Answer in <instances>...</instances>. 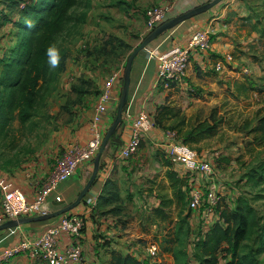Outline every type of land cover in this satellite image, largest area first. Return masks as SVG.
<instances>
[{
  "label": "crops",
  "instance_id": "crops-1",
  "mask_svg": "<svg viewBox=\"0 0 264 264\" xmlns=\"http://www.w3.org/2000/svg\"><path fill=\"white\" fill-rule=\"evenodd\" d=\"M206 1L208 0H114V3H118L122 10L119 18L125 20L128 26L137 27L142 34L143 31L147 32L145 13L149 7L171 5L172 17ZM202 29L211 30L210 47L207 51L192 53L183 82L169 90L156 87V61L152 51L165 50L174 45L185 46L191 33ZM227 55H231L233 61L227 62ZM220 60L224 62V68L217 71L215 64ZM262 60L264 0H223L206 12L178 23L140 50L132 63L126 109L116 133L118 143L108 141L93 184L80 204L69 211L84 217L85 228L78 237L66 233L59 235L58 249L63 251L67 246L78 243L82 249L84 264H109L113 251L136 256L141 264H152L153 259L145 258V247L155 244L160 250V264H175L171 252L161 251L163 247L174 248L178 245L177 242H165L167 237L173 236V226L178 220L180 210L166 173L170 170L176 171L180 177H185L190 185L195 181L194 185L198 183L206 190L215 186L218 194L223 189L220 198L232 195L234 191L226 184H218L214 179L210 182L205 175L189 173L182 165L170 163L166 144L174 138V132L169 129L154 126L142 136L138 150L128 159L119 157V149L128 139L133 121L141 114H147L153 121L155 110L160 105L174 108L181 115L198 107L210 106L216 102L218 95L226 93L228 89L232 91L234 76L243 75V70L247 71L243 76L249 74V78L253 73L258 75L259 80L264 79ZM111 122L110 118L103 121L105 132ZM89 123L76 128L74 134L66 141L86 144L89 141ZM64 144L65 140L61 146ZM45 164L46 161H42L41 165L36 166L37 173H25V176L29 174L31 177L6 175L28 197H32L52 170L51 164ZM92 169L93 160L85 162L71 177L60 182L46 202V214L72 203L90 178ZM201 180L205 181L206 185L201 184ZM120 191L124 192L126 199L128 198L124 205H130L129 213H114L115 205L110 202L108 196L118 192L121 194ZM88 199L95 200L92 207L86 203ZM163 199L169 201V204L161 208L160 214H156L154 209L160 206ZM225 203L230 208L234 207L229 199H226ZM61 216L63 214L1 230L0 250L13 246L23 237H38L48 227L55 225ZM218 218V212L207 217L204 228L201 226V233L206 232ZM189 222L193 224L190 218ZM193 226L196 227L195 224ZM193 232L197 234L199 231ZM193 239L194 235H191L189 240ZM190 256L189 253L187 264H197ZM5 264L46 263L41 259H30L25 254H20Z\"/></svg>",
  "mask_w": 264,
  "mask_h": 264
},
{
  "label": "rangeland",
  "instance_id": "rangeland-1",
  "mask_svg": "<svg viewBox=\"0 0 264 264\" xmlns=\"http://www.w3.org/2000/svg\"><path fill=\"white\" fill-rule=\"evenodd\" d=\"M12 1L15 2L0 0V15L2 18H9L2 19L0 23V54L6 47L16 45L20 41L19 35L13 36L17 28L12 19L16 20L20 16V8L37 0H23L25 3L17 0V5L11 7ZM118 6L114 0H77L70 10L71 18L65 31L55 46V49L60 47L67 52L64 70L57 75L51 86L42 88L32 121L19 128L18 121L14 120L10 129L0 135V171L10 177H31L29 174L25 176V173H37L36 166L41 165L42 161H46L45 166L51 164L52 169L57 158L71 144L66 139L74 134L76 128L91 121L103 82L112 71L124 74L129 55L150 32L146 29L147 32L143 31L141 34L137 27L128 26L125 20L119 18L122 10ZM152 7L171 8V5H153L148 9ZM228 56L231 60L227 59ZM226 59L227 62L233 61L231 55H227ZM261 62L264 63V60ZM243 75L234 76L232 91L228 89L226 93L218 95L216 102L183 115L194 121V117L204 118L213 107L217 108V116L223 120L217 133L199 144L202 149L198 155L211 161L213 181L226 184L234 191L232 195L222 197L229 199L232 204L239 198H245L255 211L253 231H264V149L254 150L252 153L246 150L244 143L248 136L234 127L246 118H251L257 109L264 108V91L239 94L235 84L245 81L249 74ZM257 76L252 73L253 78H249L264 83V79L259 80ZM63 140L66 144L61 146ZM214 151L220 154L214 156ZM243 162L245 164H242ZM250 177L252 180H249ZM201 184L206 185V182L201 180ZM195 186L202 189L205 203L208 190L198 183ZM222 191L223 189L219 191V195ZM120 192L121 194L118 192L108 196L110 202L115 205L114 213H129L130 205H124L128 198L126 199L123 191ZM203 208L204 205L193 211L190 216V221L196 227L204 228L207 217L203 214ZM120 220L123 221L122 218ZM250 245L254 249L262 247L258 241L251 242ZM257 258L264 263V247Z\"/></svg>",
  "mask_w": 264,
  "mask_h": 264
},
{
  "label": "trees",
  "instance_id": "trees-1",
  "mask_svg": "<svg viewBox=\"0 0 264 264\" xmlns=\"http://www.w3.org/2000/svg\"><path fill=\"white\" fill-rule=\"evenodd\" d=\"M15 2L12 1L10 6H16ZM76 2L37 0L20 8L19 19H12L17 28L13 36L19 35L21 38L16 45L2 49L0 54V135L10 129L14 120L18 121L19 128L32 121L42 88L51 86L57 75L64 70L67 52L60 47L55 49V46L65 31L71 18L70 10ZM2 19L9 18L3 16ZM53 60L56 61L55 67L51 64ZM235 86L238 93L244 95L251 91H264V83L249 78ZM193 120H188L176 109L165 105L157 107L153 117L154 126L173 131L177 141L199 154L202 149L199 144L217 133L223 119L217 116V108L213 107L208 116L194 117ZM234 127L248 136L244 143L246 150L252 153L264 149V108L257 109L251 118H246ZM116 133L117 130L110 140L118 143ZM166 176L180 210L173 226V236L167 237L165 242H177L178 245L174 248L163 247L161 251L171 252L175 264H187L189 253L197 264H220L221 261L223 264H264L257 258L264 247V231H253L255 211L245 198H239L234 207L230 208L221 196L215 208L218 220L201 233V226L193 227L189 222L192 213L188 207L190 183L173 170L168 171ZM168 204L169 201L163 199L160 206L154 209L155 213L160 214L161 208ZM196 230L199 232L194 234ZM191 235H194L192 241L189 240ZM257 241L262 247L254 249L250 243ZM145 258L149 259L147 254ZM109 264H141V261L136 256L113 251Z\"/></svg>",
  "mask_w": 264,
  "mask_h": 264
},
{
  "label": "built area",
  "instance_id": "built-area-1",
  "mask_svg": "<svg viewBox=\"0 0 264 264\" xmlns=\"http://www.w3.org/2000/svg\"><path fill=\"white\" fill-rule=\"evenodd\" d=\"M171 8L152 7L146 11L145 25L147 31L169 19ZM2 16L0 15V23ZM211 30L202 29L191 33L185 46H171L165 50L154 49L152 55L156 61V77L154 85L162 90H169L174 85L183 82L192 53L207 51L210 47ZM228 60L231 58L228 56ZM224 62L218 61L215 69L221 71ZM243 74L247 71L243 70ZM123 74L112 71L103 83L98 95L94 115L89 123V141L86 144L71 143L57 158L54 167L46 180L36 189L32 197L15 186L14 182L0 171V224L6 220L26 216L46 214L45 205L50 193L56 189L60 182L71 177L78 167L85 162L92 161L101 145L104 135L103 121L113 120L117 102L120 97ZM154 127L152 119L145 113L137 117L130 126L129 136L125 144L119 149L121 159L130 158L140 146L142 136ZM167 158L170 163L182 165L188 172L202 174L213 180V166L210 160L201 158L198 153L186 144L175 138L166 144ZM220 153L214 151L213 155ZM188 207L198 210L204 205L203 214L209 217L215 212L220 196L215 186L209 188L207 200L204 203L203 191L191 184L188 191ZM92 207L94 199L86 200ZM85 228L84 217L72 213H64L61 219L53 226L48 227L38 237H23L11 247L0 250V264H5L17 255L25 254L30 259H41L46 264H82L84 259L82 249L78 243L67 246L63 251L57 247L59 235L66 233L78 237ZM152 264H160L159 248L155 244L145 247Z\"/></svg>",
  "mask_w": 264,
  "mask_h": 264
},
{
  "label": "water",
  "instance_id": "water-1",
  "mask_svg": "<svg viewBox=\"0 0 264 264\" xmlns=\"http://www.w3.org/2000/svg\"><path fill=\"white\" fill-rule=\"evenodd\" d=\"M222 1L223 0H208L200 5H197L191 9H188L187 11L182 12L181 14L170 17L169 19H167L166 21H164L163 23L155 27L152 31H150L144 37L141 43L137 47L134 48V50L132 51V53L129 55L127 59V63L124 69L122 88H121L119 100L117 102L115 116L111 124L109 125L108 129L105 132V135L102 139L98 152L93 158L92 174L90 178L88 179L87 183L85 184V186L81 189V191L77 195L76 199L69 205H66L65 207L53 213H50V214H43V215H38V216H33V217H26V218L20 217L17 219H10V220L4 221L3 223L0 224V231L7 229V228L15 227L25 222L40 221V220L49 219L51 217H55V216L67 213L73 208H75L78 204H80V202L82 201L88 189L91 187V185L93 184L96 178L98 168H99L100 158H101V155L104 149L106 148L108 144V141L113 136V134L116 132L117 128L122 122L124 106L128 99L130 73H131L132 63H133L135 56L138 54L140 50L146 48L150 42H152L154 39H156L158 36H160L165 31L171 29L172 27H174L175 25H177L178 23L184 20L190 19L198 14L206 12L207 10H209L210 8L219 4Z\"/></svg>",
  "mask_w": 264,
  "mask_h": 264
},
{
  "label": "clouds",
  "instance_id": "clouds-1",
  "mask_svg": "<svg viewBox=\"0 0 264 264\" xmlns=\"http://www.w3.org/2000/svg\"><path fill=\"white\" fill-rule=\"evenodd\" d=\"M51 64H52L53 67H55V66H56V61L53 60V61L51 62Z\"/></svg>",
  "mask_w": 264,
  "mask_h": 264
}]
</instances>
